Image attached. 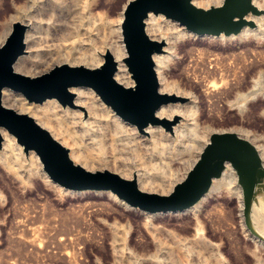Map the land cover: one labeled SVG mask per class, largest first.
Instances as JSON below:
<instances>
[{
	"label": "rangeland",
	"instance_id": "obj_1",
	"mask_svg": "<svg viewBox=\"0 0 264 264\" xmlns=\"http://www.w3.org/2000/svg\"><path fill=\"white\" fill-rule=\"evenodd\" d=\"M193 1L203 7L222 2ZM126 2L0 0V44L12 22L22 20L29 24L30 38L28 52L22 55L28 67L19 71L38 74L62 62L96 66L102 62L101 54L112 52L117 43V24ZM254 3L264 8V0ZM248 18L256 27L245 26L237 34L198 36L172 28L161 15L148 16L150 36L166 41L165 52L157 53L163 84L167 92L189 99L170 103L168 117L182 116L172 132L153 125L142 133L148 144L133 139L130 131L115 132L106 116L95 125L81 114L77 120L73 109L58 101L48 118L40 110L48 111L49 105L31 106L39 105L35 114L49 120L47 125L70 152H81L77 162L125 177L135 172L145 190L169 192L215 131L234 130L247 137L264 162V13ZM73 26L78 28L76 35L69 34ZM80 38L85 39L82 45ZM78 46L94 56L60 54L75 52ZM3 150L0 264H264V242L244 225L242 191L230 163L190 208L151 215L126 205L109 190H66L47 179L30 154L15 150L7 155ZM253 212L254 223L264 234V194Z\"/></svg>",
	"mask_w": 264,
	"mask_h": 264
},
{
	"label": "water",
	"instance_id": "obj_2",
	"mask_svg": "<svg viewBox=\"0 0 264 264\" xmlns=\"http://www.w3.org/2000/svg\"><path fill=\"white\" fill-rule=\"evenodd\" d=\"M120 23L126 50L123 62L133 79L124 85L115 78L118 61L107 49L96 66L62 62L38 74H27L15 68L17 59L26 54V33L29 24L22 20L12 22L11 29L0 44V149L3 145L1 129L15 136L23 151L33 150L43 170L58 185L72 190H109L128 206L146 212L183 211L193 206L220 177L227 163L234 168L242 191V216L246 229L254 238L264 242V234L254 223L253 206L264 194V162L256 144L234 130L215 131L209 136L198 158L184 178L167 193L140 188L137 175L125 177L108 168L89 169L76 162L70 148L30 113L19 111L3 102L4 89L20 93L28 102L43 103L56 99L63 107L80 108L72 88L86 86L110 106L122 119L146 133L149 125H159L172 132L182 118L159 116L162 105L186 102L188 97L160 90V80L154 55L164 53L166 41L152 38L146 19L153 13L182 23L198 35H230L245 26L256 27L249 14L259 16L264 8L254 0H222L218 5L203 7L193 0H127Z\"/></svg>",
	"mask_w": 264,
	"mask_h": 264
},
{
	"label": "bare ground",
	"instance_id": "obj_3",
	"mask_svg": "<svg viewBox=\"0 0 264 264\" xmlns=\"http://www.w3.org/2000/svg\"><path fill=\"white\" fill-rule=\"evenodd\" d=\"M150 14H151V18H158V16L161 15L162 21L164 23L168 24L172 28L173 27H176V28L177 27H180L182 29L181 31H182L183 34H186L188 32H191V31L187 30L182 23H180V22H178V21H176L174 19L165 17L162 14H159V15H155L153 13H150ZM122 17H123V12L121 14V19L118 21V24H117V31H118L117 43H115L112 46V49H111L112 50V53H113V55L115 57V59L118 61V69H117V71L115 73V78L119 82L123 83L124 85H132L133 84V79L131 78V75H130L128 69H127V66L123 62V58L126 55V50H125V47H124V43H123L122 35H121V30H120V23H121ZM164 26H166V25H164ZM192 33L193 34H196L194 32H192ZM69 34H71V35L78 34V28H75L74 26L71 27V30H70ZM198 36H200V35H198ZM29 38H30L29 30H27V33H26V42L29 40ZM79 40L81 41V44L80 45H82V43L84 42L83 40H85V39L80 38ZM71 43H72L73 46H75L76 45L75 44L76 43V39H73L71 41ZM66 48L68 49V47H66ZM76 48L78 50H76L75 52L72 51V50H66V51L64 50V51H61L60 54L62 56H64V57H66L68 55H71V54L72 55H75V56L76 55L77 56H79V55H83L84 56L85 55V56H91V57L94 56L93 53H86L83 50H81L84 47L78 46ZM51 58H53V57L48 58L47 61L49 59H51ZM154 59H155V62H156V69H157L158 76H159V80H160V90L161 91H168V87L165 86V84H163L162 74H161V71H160V68L161 67L160 68L158 67V63L161 60H159L160 58L157 56V54L154 55ZM102 60H103V58L100 59V62ZM36 64H37V62L35 63V65ZM25 67H28V64L25 61V59L23 58V56H20L17 59L16 63H15V68L17 70H20V69L25 68ZM72 91L75 92V102L78 105L83 106L85 108L86 112H87V116L84 117L83 116V110L82 109H80V108H72V107H69V106H65L66 107L65 109H70V110L73 109L72 110L73 111L72 113H74L75 115H77L76 116V118H78L77 120H81V117L79 116V114H81L83 120L85 119V121L88 120V122H92L95 125H100L101 122H103L102 121V116H106V117H108V119H106V121L113 123V126L115 128V132H120L122 134H125L126 132H129L130 131V133H133L134 134L132 136V137H134L133 139H135V138H142L143 139V142L146 143V144H148V139H146L145 134L139 133L137 131V127L134 124H131L130 122H128V121L122 119L120 116H118L110 106H108L107 104L104 103V101H102V99L98 96V94H96V92L92 88L86 87V86H78V87L72 88ZM3 102L6 105H9V106L16 105L15 107L19 111H23V112L30 113L31 115H33L36 118V120L40 124H42L43 126L47 127L48 129H50V127L47 125V122H49V120L46 119L47 120V122H46L45 120L41 119L40 117H38L35 114L36 111H39L40 110L39 107H38L39 105L38 106L36 105V106H33L32 107L31 105H33L34 102H28L20 93H17V92H15V91H13V90H11L9 88L4 89V92H3ZM41 105H44V106H41V107H45V106H48L49 105V110L48 111L45 110V108H41V110H40L41 112H43L42 115L47 116V118H48L49 112L51 110H53L54 108L56 109V106H59L56 99H47L43 103H41ZM169 105H170V103L165 104V105H162L159 108V110L157 111V114L159 116H166V117L170 116V110L168 108ZM58 108H60V107H58ZM84 125H86V124H84ZM152 126L153 125L147 126L146 127V131H151L152 128H153ZM158 127H161V126L155 125V128H158ZM50 130L52 131L53 135L55 137H57V134L52 129H50ZM1 133H2V136H3V145H2V148L1 149H4L6 154L8 153V151H9V153H11V152H14L16 150V152L19 153V155H20V151H22L23 148H22V146L20 144H18L16 142L15 136H13L12 134H10L4 128L1 129ZM60 141L61 142H64L62 139H60ZM28 154H30L37 161V163H38V169L41 171V173H43L46 176L47 179L51 180L49 178V176L46 174V172L43 170L42 164H41L38 156L36 155V153L33 150H31V151L28 152ZM70 154H71L72 158L76 162H77V158H79L82 155L81 152H76L74 150H72L70 152ZM82 164L84 165V163H82ZM53 183H55V182H53ZM55 184H57V183H55ZM64 189L70 190V191H74V192L83 191V190H72V189H68V188H64ZM109 193H111L115 198L120 199V198H118V196L116 194L112 193L111 191H109ZM120 200L123 201L122 199H120ZM126 205H128V204H126ZM147 213H149L151 215H156V214L161 213V212H147ZM162 213H165V212H162Z\"/></svg>",
	"mask_w": 264,
	"mask_h": 264
}]
</instances>
